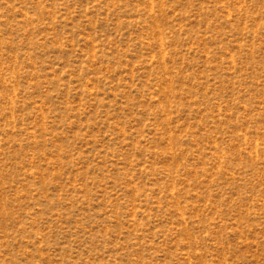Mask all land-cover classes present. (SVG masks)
Listing matches in <instances>:
<instances>
[{"label":"rangeland","instance_id":"obj_1","mask_svg":"<svg viewBox=\"0 0 264 264\" xmlns=\"http://www.w3.org/2000/svg\"><path fill=\"white\" fill-rule=\"evenodd\" d=\"M0 264H264V0H0Z\"/></svg>","mask_w":264,"mask_h":264}]
</instances>
